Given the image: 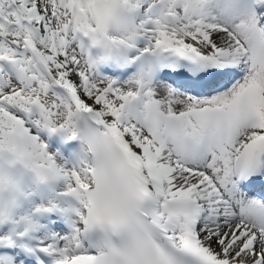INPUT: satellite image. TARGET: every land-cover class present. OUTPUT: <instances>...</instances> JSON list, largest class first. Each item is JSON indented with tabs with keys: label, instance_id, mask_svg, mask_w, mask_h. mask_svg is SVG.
<instances>
[{
	"label": "snow or ice",
	"instance_id": "6c2138e0",
	"mask_svg": "<svg viewBox=\"0 0 264 264\" xmlns=\"http://www.w3.org/2000/svg\"><path fill=\"white\" fill-rule=\"evenodd\" d=\"M0 264H264V0H0Z\"/></svg>",
	"mask_w": 264,
	"mask_h": 264
}]
</instances>
